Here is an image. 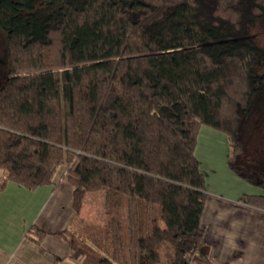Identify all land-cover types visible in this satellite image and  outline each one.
Instances as JSON below:
<instances>
[{"label": "trees", "instance_id": "trees-1", "mask_svg": "<svg viewBox=\"0 0 264 264\" xmlns=\"http://www.w3.org/2000/svg\"><path fill=\"white\" fill-rule=\"evenodd\" d=\"M255 29L264 0H0V193L55 186L64 169L75 234L52 237L75 262L215 264L201 128L226 137L228 169L263 192L240 204L264 212V173L235 163L264 111ZM88 193L103 196L99 226L80 218Z\"/></svg>", "mask_w": 264, "mask_h": 264}, {"label": "crops", "instance_id": "crops-1", "mask_svg": "<svg viewBox=\"0 0 264 264\" xmlns=\"http://www.w3.org/2000/svg\"><path fill=\"white\" fill-rule=\"evenodd\" d=\"M195 156L205 179L207 197L200 228L210 261L264 264V212L239 202L244 194L258 196L263 192L228 169L230 149L224 135L201 128ZM61 176L55 186L27 191L8 183L0 193V264H79L70 258L67 244L52 237L64 230L75 234L71 226L73 189ZM100 195H84L80 218L85 225H100ZM31 227L46 234L38 247L25 239ZM55 259L60 262L55 263ZM190 264L206 263L195 257Z\"/></svg>", "mask_w": 264, "mask_h": 264}, {"label": "rangeland", "instance_id": "rangeland-1", "mask_svg": "<svg viewBox=\"0 0 264 264\" xmlns=\"http://www.w3.org/2000/svg\"><path fill=\"white\" fill-rule=\"evenodd\" d=\"M252 35L261 46H264V34L259 30L255 29L252 31ZM257 117L254 118L253 122L249 124L247 131L244 136V148L242 154L235 161L238 167L244 172L251 171L252 176L257 181L256 174L264 173V111L260 118L261 125L256 126ZM64 169L60 171V174H64ZM0 177H3V173L0 170ZM249 185V184H248ZM251 186V185H249ZM246 187V186H245ZM255 190L256 187L252 186ZM248 195V194H244ZM251 195V194H249ZM102 194L100 195V197ZM103 198V196H102ZM100 224L102 222L103 211H100ZM92 226V225H89ZM99 226V225H95Z\"/></svg>", "mask_w": 264, "mask_h": 264}]
</instances>
